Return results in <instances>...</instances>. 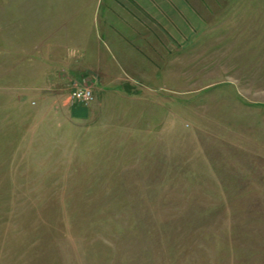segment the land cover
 <instances>
[{
    "label": "rangeland",
    "instance_id": "1",
    "mask_svg": "<svg viewBox=\"0 0 264 264\" xmlns=\"http://www.w3.org/2000/svg\"><path fill=\"white\" fill-rule=\"evenodd\" d=\"M54 1L133 22L130 0H11L0 264H264V0H149L85 74L84 42L35 39Z\"/></svg>",
    "mask_w": 264,
    "mask_h": 264
},
{
    "label": "crops",
    "instance_id": "2",
    "mask_svg": "<svg viewBox=\"0 0 264 264\" xmlns=\"http://www.w3.org/2000/svg\"><path fill=\"white\" fill-rule=\"evenodd\" d=\"M130 1L131 2L123 1L121 4L118 5L117 3L116 5L127 9L126 11L129 12L127 17H132L131 19H133L135 24H133L132 20L117 21L118 19L108 18V16H97L91 18L88 13L81 11L79 7L75 8V11H73L74 3L68 1L66 3H62V13H59V2L57 3L54 1L51 4L47 3L43 7L38 8L40 11L36 14L34 24L36 25V34L40 36L35 39L84 42V44L79 46V48L77 46H74V48L80 49L79 51L82 52L81 55L83 56V60H81L82 66L85 63V65L88 64V67L86 68L83 66L84 70H78L77 73L84 72L85 74L88 73V71H95L91 67V59L88 61V59L91 58V42H94V44L97 42V46L95 47L97 56H99L100 53V45H104V47L101 46L102 50L106 51V55L111 57V62L114 64V59H117V54L112 53L111 48H117L118 46L120 47V45L123 46L124 41H128L129 39L124 35L125 33L130 30H132V32L136 31L135 29L139 24L143 27H145L144 24H147V22H145V18L142 19L138 17V14L134 10L137 8L141 9L140 11H143V9L145 10L146 8H149L150 1ZM162 1L164 2L165 0ZM124 2L129 3L130 6ZM17 4L18 9L24 10L26 8V2H19ZM10 5L11 0H0V30L4 31V28L7 29L5 26L12 25L8 13V10L12 7ZM55 8H57V10H55ZM112 8L115 9V5H113ZM69 9L71 11H69ZM44 10L49 15L44 14ZM19 15L20 20L16 24L19 23L21 25L23 24L22 17L26 16V13L24 11H20ZM24 24H26V22ZM41 34H45V36H41ZM126 72L129 71L126 70Z\"/></svg>",
    "mask_w": 264,
    "mask_h": 264
},
{
    "label": "built area",
    "instance_id": "3",
    "mask_svg": "<svg viewBox=\"0 0 264 264\" xmlns=\"http://www.w3.org/2000/svg\"><path fill=\"white\" fill-rule=\"evenodd\" d=\"M69 100L71 102L87 106L93 100V91L87 86L75 87L69 92Z\"/></svg>",
    "mask_w": 264,
    "mask_h": 264
}]
</instances>
